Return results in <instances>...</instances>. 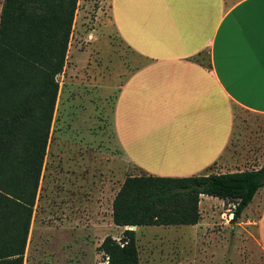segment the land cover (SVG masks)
I'll list each match as a JSON object with an SVG mask.
<instances>
[{"label":"crops","instance_id":"crops-1","mask_svg":"<svg viewBox=\"0 0 264 264\" xmlns=\"http://www.w3.org/2000/svg\"><path fill=\"white\" fill-rule=\"evenodd\" d=\"M107 12L114 34L131 53L130 64L113 80V142L136 175L189 177L260 169L264 163L259 160L243 169L246 161L228 154H235L229 149L236 112L264 117V0H108ZM83 159L80 166L72 161L78 174L86 167ZM57 177L61 189L54 202L60 213L49 228L55 233L51 241L66 235L74 243L77 229H89L90 202L79 186L85 181L79 177L74 185ZM203 197L196 225L146 226L165 230L147 234L146 264H264V187L235 222L232 213H202ZM216 222L223 223L220 230ZM170 233V253L163 256L158 248ZM216 233L228 237L212 242Z\"/></svg>","mask_w":264,"mask_h":264},{"label":"trees","instance_id":"trees-1","mask_svg":"<svg viewBox=\"0 0 264 264\" xmlns=\"http://www.w3.org/2000/svg\"><path fill=\"white\" fill-rule=\"evenodd\" d=\"M78 0H3L0 10V264H24L46 156L59 76ZM264 187L258 170L189 177L129 175L111 205L112 223L128 227L96 248L98 264H139L130 227L190 226L200 196L233 204L238 220Z\"/></svg>","mask_w":264,"mask_h":264},{"label":"rangeland","instance_id":"rangeland-1","mask_svg":"<svg viewBox=\"0 0 264 264\" xmlns=\"http://www.w3.org/2000/svg\"><path fill=\"white\" fill-rule=\"evenodd\" d=\"M107 6L108 0H78L66 64L56 78L59 83L58 97L24 264H98L102 261L96 253L100 241L106 236L118 239L126 229L112 225L111 205L124 179L136 175L137 171L124 162L115 148L111 121L114 76L121 67L130 64L131 53L114 34L108 22ZM98 79H101V84ZM99 85L101 89H98ZM88 132L89 137L86 135ZM232 146L229 152L235 154L228 155L244 159L243 169H252L264 163V117L238 110ZM82 157L86 167L78 174L71 165L75 160L73 164L80 166ZM67 174L73 175V182ZM59 175L74 185L82 177L85 184L79 186L87 189L83 194H87L90 202L89 229H77L72 234L74 243L66 235H58L56 241H51L55 233L49 228L54 226L56 213H60L55 209L54 202V195L61 189L60 182L57 183ZM68 190L75 195L74 191ZM62 200L65 203L66 198ZM220 201L218 198L203 197L202 213H232L233 204ZM220 215L219 219L224 221L225 217ZM214 225L216 230H220L223 223L216 222ZM75 226L80 225L75 223ZM152 229L154 232L165 231L151 227H137L135 230L141 264H146L147 234L152 233ZM225 237L228 236L216 233L211 241L216 239L217 243H221ZM168 238L164 247L160 245L158 248L163 256L170 253L169 243L173 241L174 234L170 233Z\"/></svg>","mask_w":264,"mask_h":264},{"label":"water","instance_id":"water-1","mask_svg":"<svg viewBox=\"0 0 264 264\" xmlns=\"http://www.w3.org/2000/svg\"><path fill=\"white\" fill-rule=\"evenodd\" d=\"M131 230H133V227H130Z\"/></svg>","mask_w":264,"mask_h":264},{"label":"bare ground","instance_id":"bare-ground-1","mask_svg":"<svg viewBox=\"0 0 264 264\" xmlns=\"http://www.w3.org/2000/svg\"><path fill=\"white\" fill-rule=\"evenodd\" d=\"M133 229H135V227Z\"/></svg>","mask_w":264,"mask_h":264},{"label":"built area","instance_id":"built-area-1","mask_svg":"<svg viewBox=\"0 0 264 264\" xmlns=\"http://www.w3.org/2000/svg\"><path fill=\"white\" fill-rule=\"evenodd\" d=\"M118 240V239H117Z\"/></svg>","mask_w":264,"mask_h":264}]
</instances>
